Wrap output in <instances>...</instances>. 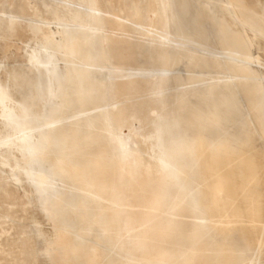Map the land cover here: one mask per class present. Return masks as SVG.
Wrapping results in <instances>:
<instances>
[{
  "label": "rangeland",
  "instance_id": "rangeland-1",
  "mask_svg": "<svg viewBox=\"0 0 264 264\" xmlns=\"http://www.w3.org/2000/svg\"><path fill=\"white\" fill-rule=\"evenodd\" d=\"M42 1L17 0L4 5L6 14L15 16L20 27L14 34L0 38L2 66L8 67L14 60L26 61L24 52L32 34L30 23L41 24L37 18L30 21V6L36 4L42 8ZM206 1L96 0L102 34L100 32L94 60L107 68H97L83 89L85 95L92 98L90 110L84 113L92 111L91 107L95 105V124L88 128V139L79 142L68 139L64 143L60 138L63 128L51 129L44 153L58 165L65 164L64 168L73 178L87 183L90 190L96 189L90 180L92 175L110 177L102 193L116 198L121 209L108 211L102 202H98L89 210L87 202L81 201L83 220L77 232L80 238L68 232L65 243L67 247L74 244L83 252L72 260L66 247L61 254L64 264H87L82 261V256L89 249H94L105 264H151L149 261L234 264L239 259V264H248V258L256 256L252 234L241 222L248 213L241 193L244 189L251 192L248 178L255 166L264 163V134L255 113V94L240 78L242 68L228 58L232 55L230 39L222 36L219 22L212 19L214 12L205 7ZM228 7L233 10L230 3ZM218 12L222 13L219 7L217 15ZM161 34H167L165 44L145 45L149 39L157 41ZM82 43L88 44L85 38ZM260 52L264 55L262 49L256 50V54L260 55ZM235 55L242 56L240 52ZM111 66L114 71L109 78L107 70ZM149 68H163L165 74L159 79L125 76L128 69ZM63 92L62 98H66L72 88H65ZM62 101L67 104L64 99ZM109 102H113L111 106H108ZM109 108L116 111L115 116L107 114ZM64 112L62 109L53 118ZM165 124L168 133L174 135L172 150L176 154L175 163L182 177L184 196L173 204L164 201L163 208L172 216L166 220L165 227L159 228L147 212L151 204L146 188L140 183L142 176L135 174L143 172L146 166L158 171L160 147L156 136L158 128ZM111 130L118 133V138H126L134 152L127 153L124 158L122 153L110 150ZM135 157L141 158L140 167ZM125 163L131 168L125 167ZM24 175L25 172L19 173L21 177ZM2 184L5 186L7 182L0 178V189ZM13 194L15 199L10 196L12 199L9 197L10 201L6 200L0 207V217L3 215L0 228L5 229L0 231V264L4 258L11 261L24 255L33 263L37 260L41 264L42 260L43 264H50L43 258L51 259L54 250L45 247L44 239L34 241L36 244L32 241L31 221L38 224L51 244L56 238L54 229L40 209L27 204L20 189ZM50 209L55 225L67 228L71 214L61 211V202L53 203ZM195 223H201L206 229L204 236L197 239L193 232ZM22 224L28 233L20 228ZM13 227L15 232L11 230ZM22 232L26 236H21ZM17 236L21 237L18 239ZM27 236L32 237L31 240L28 241ZM19 242L24 250L18 248L20 245L14 247ZM120 250L126 251L132 260L124 262L118 258L115 252ZM261 251L263 256L264 248ZM14 253H19V257ZM54 264L61 263L56 261Z\"/></svg>",
  "mask_w": 264,
  "mask_h": 264
},
{
  "label": "bare ground",
  "instance_id": "bare-ground-1",
  "mask_svg": "<svg viewBox=\"0 0 264 264\" xmlns=\"http://www.w3.org/2000/svg\"><path fill=\"white\" fill-rule=\"evenodd\" d=\"M13 1L17 0L0 1V7H2L0 9V28H3L0 38L14 34L17 27H20L15 16L6 14L8 11L3 9L6 3L9 2L11 5L10 2ZM95 3L96 0H44L42 1V8L36 4L31 5L28 14L30 21L32 18L35 20L37 18L41 24H38L37 21L30 23L32 34L30 45L24 52L26 61L14 60L12 65L8 67L2 66L0 62V178L7 182L5 186L2 184V189H0V207L2 203L9 200L10 196L13 197L16 190L20 189L23 197L27 200V204L33 205L44 213L55 231L54 243L51 244L46 240L47 238H44V231L33 221H31V226L34 236L33 238L29 236L26 238L28 241L32 238L33 242L44 239L45 247L48 250H54L55 253L51 259L43 258L45 262L50 264H54L56 261L64 264L61 254L67 247L65 242L68 232H72L75 238H80L77 232L78 225L83 220L80 212L82 210L81 201L87 202L88 208L90 207L89 210L98 202H102L108 211L121 209L116 198L106 197L102 193L110 177L104 176V174L100 177L92 175L90 180L96 189L90 190L86 187L87 183L79 182L73 178L71 173L64 168L65 164L58 165L56 161L51 160L44 153L48 146V133L51 129L63 128L64 132L60 138L64 143L68 139L79 142V140L87 138L88 128L95 124L96 108L93 109V107L96 106L92 105V111L84 113V111L90 110L88 107L92 98L87 97L83 92L96 69L105 67L94 60V52L98 46L100 32L102 34L98 20L99 10ZM229 3L234 12L231 7H228ZM205 7L214 12L212 19L219 22L222 36L230 39L229 50L232 55L228 58L235 60L236 64L242 68L243 74L240 75V78L255 94L253 99L255 113L259 117L260 128L264 134V55L261 52L263 56H260V53V55L256 54L257 49H262L264 52V0H207ZM218 7L222 11L221 14L218 12L219 15L216 14ZM44 14L48 16L46 17ZM42 28H45V31H41ZM158 36L157 41L149 39L145 41V45H152L157 42L165 44L167 34ZM84 38L87 40V45L82 43ZM236 52H240L242 56L235 55ZM113 71L114 67L108 68L109 78L112 77ZM164 74L165 69L163 68L128 69L125 72L126 77L137 78L155 76L159 79ZM65 88H72V93L70 96L62 98ZM62 99L67 104H64ZM112 103L109 102L108 106H111ZM86 108L87 110H85ZM62 109L65 112L54 119L53 116ZM107 114L115 116L116 111L109 108ZM168 132L166 124L158 128L156 136L160 147L158 171H153L150 166H146L143 172L135 174L142 176L140 183L146 188L151 204L147 212L159 228L165 227L166 220L172 216L166 208H163L164 201L168 200L170 204H173L175 200L184 196V188L181 187L182 177L178 172V165L175 163L176 154L172 150L174 135ZM117 136L118 133L114 130L109 132L110 150L114 153H122V157L125 158L127 153H133L134 150L129 146V141L126 138L120 136L118 138ZM137 158L135 157L136 160H139L138 167H140L141 158ZM111 163V156H109L108 165L110 166ZM125 167L131 168L128 163H125ZM20 172H25V175L19 176ZM247 184L250 186L251 192L248 193L244 189L241 194L246 201L248 213L241 222L251 232L253 246L257 250L256 256L248 258V264H253V262L264 264V255L261 256V250L264 248V163L254 167ZM167 195L169 197L165 198ZM10 199L12 198L10 197ZM57 202H61L62 212L71 214V219L66 226L68 229L56 226L53 221L55 218L52 215L50 205ZM7 207L4 208L6 211L9 210ZM5 210L3 211L5 212ZM27 213L24 214L27 215ZM7 214L11 213L7 212ZM24 225L19 227L24 228L25 231ZM9 226L11 225L9 224ZM14 227L11 228L12 231L15 230ZM29 227L26 225V228L30 229ZM3 230L5 229L3 228ZM16 230L18 229L16 228ZM205 230L204 225L195 223L193 225L194 237L197 239L204 236ZM18 235L21 234L18 233ZM11 239L13 238L11 237ZM84 240L86 241L87 238ZM22 242L14 244V247L20 245L18 248H21ZM12 243L9 242V244ZM24 243H27V240ZM30 247L32 248V245ZM67 248L71 252L72 260H76L79 254L83 252L74 244H69ZM21 249L24 250V248ZM108 250L114 253L110 248ZM16 254L15 256L19 257V253ZM115 255L124 262L132 260V257L124 250L115 252ZM7 257L10 255L7 254ZM11 261L4 258L2 264H39L37 260H34L37 263H33L32 259L25 255ZM82 261L87 264H105L94 249L93 251L86 250L82 256ZM42 262L40 260L41 264H43ZM240 262L239 259L234 264ZM148 263L171 264L155 261Z\"/></svg>",
  "mask_w": 264,
  "mask_h": 264
}]
</instances>
